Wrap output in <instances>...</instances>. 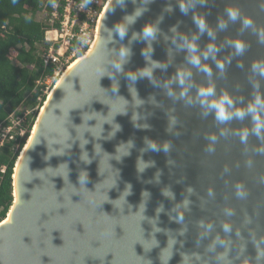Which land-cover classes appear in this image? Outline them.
<instances>
[{
    "label": "water",
    "instance_id": "1",
    "mask_svg": "<svg viewBox=\"0 0 264 264\" xmlns=\"http://www.w3.org/2000/svg\"><path fill=\"white\" fill-rule=\"evenodd\" d=\"M181 2L188 0H115L103 8L95 50L41 106L17 183L28 141L16 161L0 264H264V132L253 133L251 115L224 123L204 116L197 95L212 86L210 102L227 93L238 109L264 96V76L252 70L264 63V0H195L187 15ZM227 8L241 19L229 21ZM136 10L142 14L120 39L115 26ZM193 14L214 39L199 33ZM149 24L159 29L154 40L142 36ZM193 36L211 77L186 59L183 37ZM236 40L246 44L241 55ZM209 44L223 72L211 56L203 59ZM121 49L128 55L121 58ZM180 71L191 72L183 88Z\"/></svg>",
    "mask_w": 264,
    "mask_h": 264
},
{
    "label": "trees",
    "instance_id": "2",
    "mask_svg": "<svg viewBox=\"0 0 264 264\" xmlns=\"http://www.w3.org/2000/svg\"><path fill=\"white\" fill-rule=\"evenodd\" d=\"M54 1L0 0V124L6 122L11 113L21 106L23 109H36L46 100L47 82L54 76L55 70L54 66L46 68L43 61V56L51 46L46 40V34L51 28L38 21L37 15L44 10L50 15ZM107 1L103 0L104 5ZM90 5L87 1V6ZM94 7L99 13L104 8ZM77 46L75 43L68 54ZM58 48L59 45L56 46ZM87 51L85 49L77 53L76 59L84 56ZM38 113L34 112L31 117L26 139L19 143L7 142L0 149V222L7 217L13 204L15 164L33 130ZM2 168H5V173L1 172Z\"/></svg>",
    "mask_w": 264,
    "mask_h": 264
},
{
    "label": "clouds",
    "instance_id": "3",
    "mask_svg": "<svg viewBox=\"0 0 264 264\" xmlns=\"http://www.w3.org/2000/svg\"><path fill=\"white\" fill-rule=\"evenodd\" d=\"M119 3H123V0H118ZM203 2V0H201ZM180 11L182 14L187 15L188 12L195 7V0H188V3L181 2L180 4ZM226 15L228 17V20L231 22H236L238 19H241L240 12L237 9L234 8H227ZM142 14L141 10H136V12L131 16H126L124 18L125 22L118 23L116 27V32L119 35L120 39H123L127 34V26L128 24L134 23L135 18L139 17ZM193 23L196 25L199 33L202 35L204 33H207L209 37L215 38V34L212 31V29L209 27V25L206 22V19L202 16H197L193 14ZM243 28H248L251 26L252 21L249 19H243L241 21ZM218 28L220 30H224L227 27V23L224 20H220L218 22ZM175 29H173L174 31ZM159 29L157 25L149 24L146 25L143 28L142 36L145 40H154L156 38V35L158 33ZM262 39L261 42L264 43V33L261 34ZM185 41V47L189 53V56L186 58L190 64H192L194 67H196L199 71L204 72L207 76H212V69L207 64H202L201 62V55L198 54V45L196 44V40L198 39V36H193L191 40H189L187 37H183ZM231 46L234 47L236 55H241L245 51L246 44L241 40H236L231 43ZM219 51V49L214 44H209L208 48L205 52H203V59L207 60L209 56L212 57L216 64V68L220 70L221 72L224 71L225 64L216 59V53ZM128 55V50L121 49L120 56L121 58ZM162 65L158 62H154V67H161ZM242 67V65H239ZM115 68L118 70L121 68V65L119 63L114 65ZM163 67H167L164 65ZM252 70L254 72L258 71L261 76H264V63H254L252 65ZM142 76H146L151 78L152 72L151 71H144L141 73ZM191 76L190 71H180L177 73L176 81L178 82L179 86L181 88L184 87L186 78ZM132 79H135V77H132ZM165 87H168L166 84ZM254 87L258 88V85H254ZM170 97H175V93L169 89L167 93ZM197 95L199 97L200 106L206 111H204L203 115L207 116L211 113L215 114V119L220 122L224 123L226 121H229L231 119L239 118L243 119L246 115H251L254 127L252 129L253 133H255L257 136H260L262 132H264V120L261 119L260 111L264 110V96H261L259 94L255 95L253 98V101L250 102L245 109H238L234 107L233 99L227 94L223 93L216 102H210L212 98L216 96L215 89L212 86H209L207 88H198L197 89ZM179 99H186V91H182L178 97ZM187 103L191 104L192 100L190 98L187 99ZM248 135V132L245 131L243 133V136L246 137ZM212 141L216 140L215 136L210 137ZM153 149L155 150V145H152ZM212 149L209 148V151ZM225 230L227 231V225H225Z\"/></svg>",
    "mask_w": 264,
    "mask_h": 264
},
{
    "label": "built area",
    "instance_id": "4",
    "mask_svg": "<svg viewBox=\"0 0 264 264\" xmlns=\"http://www.w3.org/2000/svg\"><path fill=\"white\" fill-rule=\"evenodd\" d=\"M87 1L91 3L90 7L87 6ZM87 1L55 0L53 2L52 13L46 21V24L51 28L46 34V40L51 46L43 56V61L46 68L54 66L55 70L54 76L47 82V91L51 89L49 84L59 78L65 69L76 59L77 53L89 49L94 39L97 21L101 15L94 6H100L98 0ZM61 9H63L62 12ZM82 17L83 20L80 21ZM49 33H54L53 38L48 37ZM60 41L61 44L56 49ZM75 43L78 46L73 49V56H66ZM45 94L47 95L48 93L45 91ZM40 108L23 109V106H21L17 111L11 113L6 122L0 124V149L7 142L19 143V141L26 139L31 117L34 112H39ZM1 172L5 173V168H2Z\"/></svg>",
    "mask_w": 264,
    "mask_h": 264
},
{
    "label": "bare ground",
    "instance_id": "5",
    "mask_svg": "<svg viewBox=\"0 0 264 264\" xmlns=\"http://www.w3.org/2000/svg\"><path fill=\"white\" fill-rule=\"evenodd\" d=\"M114 1H115V0H108V4L105 5V7H104V11H105V12L108 11V9L110 8L111 4H112ZM101 14H102V13H101ZM102 17H103V14L100 15L99 18H98L97 25H96L97 28H95V35H96V36H94L95 39H93V41H92V43H91V45H90L88 51L85 53V56H82V57L76 59V60H75L73 63H71V64L67 67V69H66V70H65V71L59 76V80L57 81L56 85H55V86L53 87V89L50 91L49 95L47 94V95L49 96V98H52L51 96L54 94V91H55L56 87L59 86V85L61 84L62 80H63L65 77H67V76L70 74V72H71V71H72L77 65H79V64L81 63L82 60H84L85 58L89 57V56L93 53V51L95 50V48H96V46H97V43H98V40H99V35H100V30H101V23H102ZM52 34H53V33H50L49 35H52ZM46 105H47V104L45 103V105H43L42 109L40 108V110H41V112H40V110H39V112H40V116L43 115V113L45 112V110H46V108H47ZM45 107H46V108H45ZM40 116H39V118H40ZM40 119H41V118H40ZM37 126H38V121H37V123H36V126H35L34 131H36ZM33 128H34V127H33ZM32 131H33V130H32ZM34 133H35V132H34ZM34 133H33V135H34ZM28 139H29V138H28ZM27 141H28V142H27V146H26L25 150L23 151V153L21 154V157L19 158L20 160H19L18 165H17L16 177H15L16 183H17V179H18L17 174H18V168H19V165H20V163H21V161H22V159H23L22 157H24L23 155H24V153H25L27 147L31 144L32 137H31V139H29V140H27ZM17 203H18V191L16 190V204H17ZM11 218H12V214H10L9 217L4 221V223H1V224H0V226L9 223V222L11 221Z\"/></svg>",
    "mask_w": 264,
    "mask_h": 264
},
{
    "label": "rangeland",
    "instance_id": "6",
    "mask_svg": "<svg viewBox=\"0 0 264 264\" xmlns=\"http://www.w3.org/2000/svg\"><path fill=\"white\" fill-rule=\"evenodd\" d=\"M99 1V6L100 7H102V6H105L104 5V3H103V0H98ZM48 16H49V14H48V12L46 11V10H44V11H42L41 13H39L38 15H37V19H38V21H40V22H43V23H46V21H47V19H48ZM83 20V17L80 19V21H82ZM97 28V27H96ZM54 34V33H53ZM52 34V35H53ZM52 35H49V38H51L52 37ZM96 36V35H95ZM95 39V38H94ZM61 44V41H60V43L59 44H57V45H60ZM75 52H77V51H75ZM73 54V51H71V54H66V56H69V55H72ZM65 56V57H66ZM73 56V55H72ZM12 58L14 59L15 58V53H13L12 54ZM59 80V78H57L56 80H54V82L52 81L49 85L51 86L50 88H51V90L53 89V86L56 84V82ZM50 90V91H51ZM50 91H47L46 90V92L48 93V95H49V93H50ZM47 95V96H48Z\"/></svg>",
    "mask_w": 264,
    "mask_h": 264
},
{
    "label": "crops",
    "instance_id": "7",
    "mask_svg": "<svg viewBox=\"0 0 264 264\" xmlns=\"http://www.w3.org/2000/svg\"><path fill=\"white\" fill-rule=\"evenodd\" d=\"M50 34V33H49ZM49 34H48V37H49ZM53 36H54V34L52 35V37L51 38H53Z\"/></svg>",
    "mask_w": 264,
    "mask_h": 264
}]
</instances>
